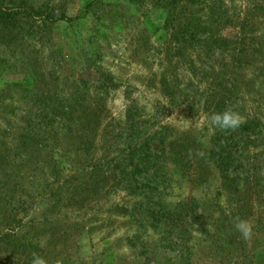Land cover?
<instances>
[{"label":"rangeland","instance_id":"rangeland-1","mask_svg":"<svg viewBox=\"0 0 264 264\" xmlns=\"http://www.w3.org/2000/svg\"><path fill=\"white\" fill-rule=\"evenodd\" d=\"M25 1L74 19L0 22V264H264V0ZM228 106L251 134L201 123ZM155 131L181 166L133 191L121 150Z\"/></svg>","mask_w":264,"mask_h":264},{"label":"trees","instance_id":"trees-1","mask_svg":"<svg viewBox=\"0 0 264 264\" xmlns=\"http://www.w3.org/2000/svg\"><path fill=\"white\" fill-rule=\"evenodd\" d=\"M7 2H11L8 0ZM23 15L25 17L32 18H41L43 21L57 22V21H72L74 17H69L63 13L60 15H54L51 11L46 9H34L32 8L27 1L19 0L12 2L10 5L1 4L0 5V22L2 23H12L17 19V15ZM177 38V37H176ZM165 91L168 93L167 89ZM164 93L166 94V92ZM257 125V123L255 122ZM133 124V126H135ZM261 127L260 122L258 121V133L259 128ZM250 126L243 125L240 126L238 131L243 133L251 134ZM141 133V131L139 132ZM160 132L155 131L154 133H144L142 136H146L142 140L134 141L126 146V148L121 150L120 155H124V161L116 165L120 169L128 168L127 177L129 183L133 185L131 190L133 191H163L168 186L169 179L166 178L167 175H174V170L178 167L180 168L181 163L172 162V167L167 164H158V160L163 157L168 161H173L180 156L173 150L172 147H169L172 141H162L159 136ZM234 137V134H231ZM152 139L156 140V143H151ZM175 138L173 139V141ZM154 145V146H153ZM202 145V144H201ZM168 146V147H167ZM193 145L189 142L183 144L182 146V156L186 162L191 167L194 162L192 158L195 156V150L193 149ZM203 151H206V158L212 157L211 160L206 162V167L213 166L217 169V172L220 176V179L223 183H231L234 185V189L239 190L237 187L238 176L234 175V168L232 169V163L238 159L240 153L235 154V150L232 148H228L226 146L216 145L212 146L208 149L206 147L203 148ZM239 152V151H237ZM127 154V155H125ZM151 159L153 163L147 164L145 161ZM187 158V160H186ZM211 162V163H210ZM178 163V164H177ZM213 163V164H212ZM110 165V164H109ZM143 174V177L140 176ZM166 178V179H165ZM167 182V184H166ZM226 186V185H224ZM170 187V185H169ZM162 217V215H160Z\"/></svg>","mask_w":264,"mask_h":264},{"label":"clouds","instance_id":"clouds-1","mask_svg":"<svg viewBox=\"0 0 264 264\" xmlns=\"http://www.w3.org/2000/svg\"><path fill=\"white\" fill-rule=\"evenodd\" d=\"M201 123H205L220 131H234L243 123V118L238 112L234 111L231 106H228L222 112H213L207 115ZM197 154L201 156L204 155L202 151ZM234 228L236 231L240 232L245 240L251 238L253 228L249 221L236 217L234 218ZM31 255V264H49V261L39 253L33 252ZM52 264H60V261H53Z\"/></svg>","mask_w":264,"mask_h":264}]
</instances>
